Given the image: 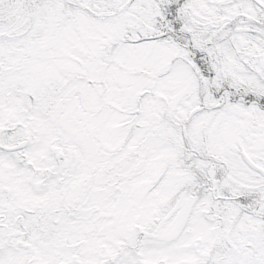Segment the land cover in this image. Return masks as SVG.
Listing matches in <instances>:
<instances>
[{"label": "snow or ice", "instance_id": "snow-or-ice-1", "mask_svg": "<svg viewBox=\"0 0 264 264\" xmlns=\"http://www.w3.org/2000/svg\"><path fill=\"white\" fill-rule=\"evenodd\" d=\"M0 264H264V0H0Z\"/></svg>", "mask_w": 264, "mask_h": 264}]
</instances>
